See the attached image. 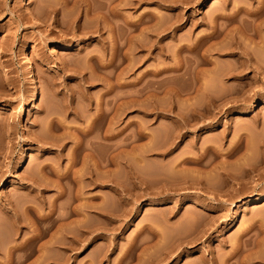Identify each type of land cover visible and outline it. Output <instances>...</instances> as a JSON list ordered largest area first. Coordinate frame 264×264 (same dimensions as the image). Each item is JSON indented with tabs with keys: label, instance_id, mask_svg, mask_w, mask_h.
Returning a JSON list of instances; mask_svg holds the SVG:
<instances>
[{
	"label": "rangeland",
	"instance_id": "1",
	"mask_svg": "<svg viewBox=\"0 0 264 264\" xmlns=\"http://www.w3.org/2000/svg\"><path fill=\"white\" fill-rule=\"evenodd\" d=\"M0 264H264V0H0Z\"/></svg>",
	"mask_w": 264,
	"mask_h": 264
},
{
	"label": "bare ground",
	"instance_id": "2",
	"mask_svg": "<svg viewBox=\"0 0 264 264\" xmlns=\"http://www.w3.org/2000/svg\"><path fill=\"white\" fill-rule=\"evenodd\" d=\"M237 6V5H236ZM243 7V6H242ZM247 10H248V8H247ZM253 11H255V10H253ZM96 12V11H95ZM235 12V11H234ZM256 15H257V13H256ZM258 16V15H257ZM97 19V18H96ZM26 62H27V64H28V69H27V75L29 76V79H30V81L32 82V86H33V93H32V96H31V98L32 99H36L37 98V92H38V90H37V84H36V82H35V78H34V73H35V69L33 68V65L31 64V61H30V59L29 58H27V60H26ZM18 166H20V163H18L17 164ZM28 178V177H27ZM30 179V178H29ZM35 183V182H34ZM36 184V183H35ZM37 185V184H36ZM33 190V189H32ZM263 194V193H262ZM263 196V195H262ZM35 208V207H34ZM34 210V209H33ZM36 211V210H35Z\"/></svg>",
	"mask_w": 264,
	"mask_h": 264
}]
</instances>
